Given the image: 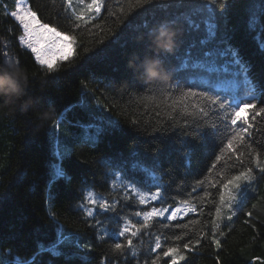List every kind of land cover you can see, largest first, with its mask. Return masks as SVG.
I'll return each mask as SVG.
<instances>
[{"label": "trees", "instance_id": "1", "mask_svg": "<svg viewBox=\"0 0 264 264\" xmlns=\"http://www.w3.org/2000/svg\"><path fill=\"white\" fill-rule=\"evenodd\" d=\"M26 1L41 23L74 37L75 49L69 60L61 62L56 71L47 73L36 62L33 53L21 44L22 27L10 15L17 0H0V64L8 58L18 60L29 73V91L39 98L38 107L47 109L51 105L55 109L51 119H42L40 111L23 113L19 108L14 113H0V264H12L17 255L22 261L35 257L34 264H101L102 259L104 264H145V261L151 264L160 255L157 264H170L171 257H163L162 252L168 246L176 245L180 246L179 255L185 257L180 259L177 256V264H264V201L260 199L264 196V175L259 174L254 165H248L254 168L257 179L251 187L242 186L244 211H237L232 221L225 219L217 231L213 221L222 189L219 185L209 189L213 195L203 205L199 196L208 188V181L216 176V172L223 170L226 175H231L239 170L226 169L223 162L211 170L216 155L226 143V139H221L223 122L210 114L208 123L217 125L220 137L212 134V129H207L203 143L194 144V152L186 156L180 150L176 132L168 135L152 132L153 128L160 127L155 111H161L163 116L166 108L163 104L160 109L151 105L146 110L140 100L147 96L162 100L157 92L160 88L136 79L129 67L134 55L140 58L155 55L150 39L153 30L171 16H177L178 22L169 26L179 29L181 43L174 54L165 57L167 64L174 68L166 88L179 83L186 90L189 84H194L196 91L230 95L229 77H213L202 69L178 72V61L171 59L177 53L183 55L191 45H195L191 48L192 59H202L205 48L199 40L205 36V26L200 23L199 30H196L185 22L189 14L197 22L206 16V13L195 11L202 7L199 0H155L141 5L136 0H104L100 14L88 24L75 20L66 0ZM253 12L257 18L254 27L250 26ZM217 14L219 16V9ZM90 15L94 13H85V20ZM76 23L81 27L76 28ZM225 34L243 61L251 66L250 78L264 90V50L260 48L264 43V0H231L224 16L218 20V38ZM207 47H215V44ZM175 95L177 92L173 88ZM262 104L264 91L257 107ZM98 116H111L119 121L120 126L106 128L95 144L87 140L71 142L70 153L61 162L71 179L56 181L50 190L54 199L49 200L48 182L58 162L56 136L51 133L53 125L60 122L66 124L71 133L84 132L81 125L95 123ZM262 117H257L253 123L264 128ZM133 118L140 121L139 126L131 123ZM146 126L151 134L140 130ZM246 140L260 141L253 146L264 159V147H261L264 137L257 133ZM157 144H163V151L158 156L159 164L153 168L151 162L157 156L152 150ZM134 151L139 155L132 156ZM134 160H141L146 167L152 168L154 176L133 170L131 164ZM125 177L136 181L144 192L159 189L162 200L139 204L136 193L120 185V180ZM201 179L205 180L204 187L196 185ZM114 181L116 187H112ZM193 186L197 187L192 193L197 197L193 201L197 213H189L183 219H179L178 214L177 220H167L170 212L180 206V201L188 199L187 194ZM89 192L94 198L103 196L114 204L115 210L105 212L98 205L88 203ZM153 206L168 207L169 213L163 218L153 217L146 227L141 228L143 217H137L135 213L149 211ZM90 207L98 208L93 216L88 217L85 210ZM249 210L253 212L252 217L247 216ZM50 213L55 214V221ZM228 214L226 210L224 215ZM189 220H198L199 223L188 228L174 227ZM97 221H100L99 225ZM129 222L140 229L136 236H131L130 231L124 237H111L112 232ZM61 225L66 233H76L82 237V242L91 243L93 250L80 251L77 256L72 255L77 251L74 247L61 245L60 256L41 253L40 245L49 247L56 243ZM104 230L109 235L103 240L98 239ZM201 231L206 235L200 245L190 246V249L182 247L188 240L197 238ZM221 231L226 235L219 236ZM214 232L221 240L219 249L211 239ZM177 235L184 238L176 241L174 237ZM156 236L161 237L162 247L152 251ZM127 238L132 239L131 247L126 245ZM116 242L125 244L123 253L113 251L112 245Z\"/></svg>", "mask_w": 264, "mask_h": 264}, {"label": "snow or ice", "instance_id": "2", "mask_svg": "<svg viewBox=\"0 0 264 264\" xmlns=\"http://www.w3.org/2000/svg\"><path fill=\"white\" fill-rule=\"evenodd\" d=\"M77 4L84 5L85 0H76ZM155 0H136L138 5L153 3ZM202 7L197 8L195 11L201 14L206 13L201 22H197L189 14L185 17V22L188 23L190 28L199 30L200 23L205 26V36L199 40V44L205 48L202 53V59L193 60L191 48L195 45H191L188 49H185L183 55L179 53L171 56L172 60L178 61L177 71L178 72H190L195 69H202L210 76L229 77L228 83L231 86L230 95H220L219 93L213 94L210 91H196L194 90L195 85L189 84L187 89H183L177 83L174 86H170L165 89H157V92L162 100H158L156 96H147L141 98L140 102L144 104V108L147 110L151 105H155L156 109H160L163 104L166 108L163 116L161 111H155V116L158 118L157 122L160 124L159 128H153L152 132H160L164 135L176 132L179 136L180 150L186 155L190 156L194 152V144H201L204 141V137L207 129H212V134L220 137V130L217 125L213 122L208 123L210 114L218 116L224 124V133L221 139H226V143L221 148L218 155L215 157V162L211 166V170H215L217 165L223 162L224 168H238L239 170L231 175H226L222 170L216 172V176L208 181V188H206L202 195L199 196V202L203 205L208 202L207 198H210L213 193L209 190L211 188L222 189L219 191V200L215 206V220L213 221L214 228L218 231L221 223L226 219L232 221L233 217L237 215V211H244L243 192L244 187H251L253 181L257 179V173L254 172L252 166L259 170V174L264 175V159H261V153L258 151L253 144L260 143V141L246 140V137H253L255 134H259L264 137V128L258 127L256 123L257 117H262L264 114V104L257 107V101L261 99L262 90L257 82L250 78L251 66L243 61L239 55L238 49H235L230 43V37L225 34L218 38V20L219 17L224 16V10L231 2V0H199ZM68 7L72 10L75 15L76 21H81L84 24H88L91 20H94L101 12L104 7V0H91L90 3L85 5L87 13H94L90 15L88 20H85V11L77 12L76 8L73 7V0H66ZM219 9V16L217 10ZM24 30V36L21 40L32 53L35 54V60L39 65L46 70L47 73H52L57 70V61H67L70 59V55L66 49L70 48L75 43V38L69 35L57 31L56 28L50 27L48 24L41 23L36 16V13L31 11L30 8L20 9V12L13 11L10 13ZM155 19V17H154ZM177 16H171L162 25H172L178 22ZM256 13L253 12L250 21V26L254 27L256 24ZM76 28H80L81 24L76 23ZM98 27V25H97ZM119 39V38H117ZM215 44V47L208 48L209 44ZM261 50H264V43L260 44ZM8 58L7 61H11ZM18 61V60H17ZM223 61V63H221ZM179 81V77L177 78ZM187 83V80L184 81ZM173 88L177 92V95L173 96ZM87 95V93H85ZM147 101V102H145ZM241 113H244L242 116ZM249 113H251V121L249 120ZM151 114V113H150ZM63 117H61V120ZM95 123L87 125H81L85 132V139L95 144L98 138L105 131L106 128H118L119 121L113 120L111 116H98L95 118ZM264 119V117H262ZM133 125L139 126L140 121L137 118L131 120ZM258 123V122H257ZM56 129H59L60 122L55 124ZM141 131L148 133L147 126ZM254 130V131H253ZM71 139L67 135L60 137L56 136V151L55 156L57 163L54 166L55 171L52 178L48 182V198L49 200L54 199L53 193L50 191L54 183L60 179L69 181L71 177L67 175L66 171L62 167V161L66 155L70 153ZM63 145V150L61 149ZM261 147H264V143H261ZM153 153L156 154L157 158L152 160L151 164L153 168L159 164L158 156L163 151V144H157L153 148ZM132 156H138L139 153L134 151L131 153ZM247 160V164L245 161ZM232 163H229V162ZM133 170H139L150 176H154V171L150 167H146L145 163L141 160H134L131 164ZM210 170V171H211ZM125 180L128 182L125 183ZM120 185L130 189L131 192L136 193L138 196L139 204H146L149 201L162 200V193L159 189L154 192H144L136 181L131 180L128 177L120 180ZM196 185L204 187L205 180L201 179L196 181ZM115 181L112 187H116ZM197 191V187L193 186L191 191L187 194L188 199L180 201V206L175 207L173 211L167 216V220L175 221L187 216L189 213H197L196 204L193 203L197 197H194L192 193ZM88 203L91 205H98L102 211L115 210L114 204H110L103 196L93 197L91 192L86 197ZM264 201V196L260 198ZM83 207V205H81ZM235 207V210H234ZM228 211V215L225 216L224 212ZM88 217L93 216L94 208H88L85 210ZM169 213L168 207H156L153 206L151 210L136 212L135 215L143 217V223L140 227H146L149 221L153 217H165V214ZM253 212L247 211V216L252 217ZM51 218L55 221L56 216L54 213H50ZM247 222V221H246ZM58 223V221H57ZM98 225L100 221L96 222ZM198 220H189L188 223L176 224L174 227L177 228H188L189 225L198 224ZM168 227L167 224L164 225ZM132 229H136L132 231ZM139 228L135 224L127 223L123 225L120 230L111 233L112 238L124 237L126 233L131 231V236H136L139 232ZM231 231V229H229ZM106 235H109L107 230H104L103 235H98V239L103 240ZM184 235H188L185 233ZM205 233L202 231L197 234V238L194 240H188L183 244L184 249L195 248L201 244V241L205 237ZM226 235L224 232H219V236ZM184 238L183 235H177L174 240L180 241ZM212 242L215 244L217 249L221 248V240L214 232ZM132 239L127 238L126 245L132 246ZM61 245H68L74 247L77 251L72 255H79L80 251L91 252L93 245L89 242H82V237L76 233L67 232L61 225L58 229V239L55 244L44 247L40 245L39 251L50 252L53 256H60ZM161 237H155V244L152 251L161 249ZM179 245L168 246L166 250L162 252L163 257H171L170 264H177V256L180 259H185L184 256L179 255ZM114 252L123 253L125 244L116 242L112 245ZM160 259V255L152 260L151 264H157ZM35 257L30 261H22L17 255L12 264H34ZM101 264H104V259L101 260ZM145 264H148L145 261Z\"/></svg>", "mask_w": 264, "mask_h": 264}, {"label": "clouds", "instance_id": "3", "mask_svg": "<svg viewBox=\"0 0 264 264\" xmlns=\"http://www.w3.org/2000/svg\"><path fill=\"white\" fill-rule=\"evenodd\" d=\"M151 48L155 55L143 58L133 56L129 61L136 79L152 87L166 88L174 74V68L167 64L165 57L174 54L181 43L178 28L161 25L151 34ZM30 76L24 65L17 60L0 64V113H14L17 108L23 113L40 111L42 119L54 118L55 109L49 105L40 109V100L30 91Z\"/></svg>", "mask_w": 264, "mask_h": 264}, {"label": "rangeland", "instance_id": "4", "mask_svg": "<svg viewBox=\"0 0 264 264\" xmlns=\"http://www.w3.org/2000/svg\"><path fill=\"white\" fill-rule=\"evenodd\" d=\"M90 2H91V0H85V4H84V5H79V4H77L76 0H73V7L76 8L77 12L84 10L85 13H87V12H86V9H85V5H86L87 3H90ZM14 6H15V7H14V11H17V12H20V9H23V8H25V7L29 8V5H28V3H27L26 0H17L16 4H15ZM12 12H13V11H12ZM12 17H13V16H12ZM13 18H14V17H13ZM14 19H15V18H14ZM15 20H16V19H15ZM16 21H17V20H16ZM17 22H18V21H17ZM18 23H19V22H18ZM20 26H21V25H20ZM21 27H22V26H21ZM22 30H23V28H22ZM22 36H24V30H23V35H22ZM20 41H21L22 46H23L24 48L28 49V48L26 47V45L23 44V42H22L21 39H20ZM74 49H75V43H74L70 48L66 49V51H67L68 54L70 55V58L73 56ZM28 50H30V49H28ZM30 51H31V50H30ZM33 55H34V57H35V54H34V53H33ZM61 62H63V61H57V62H56V65L58 66ZM51 133H52V135H53L54 137L57 136V135L60 136V137H63V136H65V135H67L68 137L72 138V139H71V142L74 141V140H86V139H85V132H83V131H77V132L71 133V132H69L68 127H67L66 124H60L59 129H56L55 124H54L53 127H52V129H51ZM70 145H71V144H70ZM61 147H62V149H63L64 146L61 145ZM90 208H91V207H90ZM92 208H94V211H95L98 207H92Z\"/></svg>", "mask_w": 264, "mask_h": 264}]
</instances>
